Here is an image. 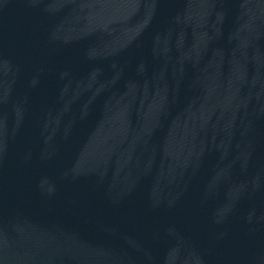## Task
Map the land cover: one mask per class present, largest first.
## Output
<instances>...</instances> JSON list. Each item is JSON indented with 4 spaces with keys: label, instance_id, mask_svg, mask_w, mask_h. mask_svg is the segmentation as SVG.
Wrapping results in <instances>:
<instances>
[{
    "label": "water",
    "instance_id": "obj_1",
    "mask_svg": "<svg viewBox=\"0 0 264 264\" xmlns=\"http://www.w3.org/2000/svg\"><path fill=\"white\" fill-rule=\"evenodd\" d=\"M0 264H264V0H0Z\"/></svg>",
    "mask_w": 264,
    "mask_h": 264
}]
</instances>
